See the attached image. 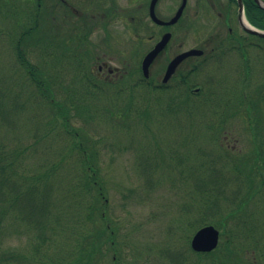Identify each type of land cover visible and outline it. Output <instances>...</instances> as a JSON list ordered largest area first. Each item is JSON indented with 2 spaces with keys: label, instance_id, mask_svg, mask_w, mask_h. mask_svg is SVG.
I'll list each match as a JSON object with an SVG mask.
<instances>
[{
  "label": "trees",
  "instance_id": "1",
  "mask_svg": "<svg viewBox=\"0 0 264 264\" xmlns=\"http://www.w3.org/2000/svg\"><path fill=\"white\" fill-rule=\"evenodd\" d=\"M20 1L1 0L7 6L0 7V17L7 8L5 16L12 19L13 28L18 30L16 37L0 31V38L6 36L14 42L13 65L17 68L12 73L0 71V264H102L103 258H111L108 264H122L124 245L119 237V223L113 221L108 211L100 154L92 136L88 135V143L84 141L74 126L73 114L88 113V130L92 123L100 124L103 120L119 127L123 125L120 120L126 123L147 119L152 105L148 100L155 94L156 102L165 96L164 119L171 120V129L187 124L189 134L185 140L194 143L182 146L186 141L181 139L183 148L175 154L181 158L195 153L202 161L194 173L201 172L205 182L197 184L199 180L187 179L188 194L197 197L199 203L193 228L213 225L222 231L224 240L222 246L210 253H194L195 262L187 257V252L191 254L187 250L163 248L161 255L169 264H264V207L259 203L264 197V166H253L249 164L251 158H247L256 153L253 161L261 160L262 149L255 144V138L261 134H255L251 150L243 154L227 150L225 137H219L225 131V119L239 112L246 117L251 131L256 128L254 121L258 126L264 123V115L260 120L248 114L256 101L253 109L258 113L257 104L260 106L264 89L255 95L244 84L250 74L248 53L254 46L259 49L264 39L245 32L239 34L233 27L222 38L209 34L206 41L210 45L201 58L190 64L181 82L156 87L151 80L140 77L137 67L136 80L129 81V85L123 84L126 78L118 76L102 79L95 70L98 57L93 45L88 46L90 32L94 34L101 25L106 32L111 22L110 7L107 11L105 7L98 8L101 15L97 17L104 14L102 20H90L87 6L82 13L76 9L72 15L73 11L58 8L54 0H49L44 10L22 5ZM201 1L206 6L204 14L207 9L222 7L217 16L223 24L237 6L235 0H226L224 6L218 4L220 0ZM242 3L249 24L264 30V10L253 0ZM127 15L125 10L123 19L131 18ZM57 20L60 23L55 24ZM129 23L133 27L131 20ZM107 38L108 35L104 39ZM103 41L107 44V40ZM233 55L241 62L238 72L244 74L238 77L239 86L219 85L220 80L213 77L205 85L195 82V77L205 70L210 76L212 67L221 70L213 64ZM54 66L74 69L69 74L74 87L63 88L61 83L66 84L68 74L60 80L61 72L55 73ZM133 87L144 90L139 110L133 109ZM253 94L256 100L250 102L248 98ZM121 99L126 103L122 104ZM255 111L252 110L253 115ZM20 120L28 122L22 135L16 127ZM260 129L263 130L257 128ZM52 141L58 143V149L50 151L45 146ZM173 150L168 148L171 161H166L165 167L177 163L172 158ZM142 164L147 168L157 165L148 161ZM252 205L256 212L250 208ZM11 238L23 239L22 248L11 247Z\"/></svg>",
  "mask_w": 264,
  "mask_h": 264
},
{
  "label": "rangeland",
  "instance_id": "2",
  "mask_svg": "<svg viewBox=\"0 0 264 264\" xmlns=\"http://www.w3.org/2000/svg\"><path fill=\"white\" fill-rule=\"evenodd\" d=\"M65 1L66 5L68 3L74 9L72 15H75L76 9H79L80 13H82L83 10L87 9L86 6L88 7L86 4L88 0ZM149 1L118 0V4L121 7L123 6L122 10H126V14L131 15V17H138V24L143 23L142 31L137 33L138 30L133 29L129 23L130 19L124 18L123 22L116 20L109 22L105 28L106 32L103 30L104 25H101L90 38L93 52L98 57L96 58V61H98L95 64V69L97 70L98 65L105 63L108 69H112L111 72L116 70L113 75L108 77H105L107 73L104 70L102 72L103 75L100 76L102 79L118 76V79L126 78L123 80V84H129V81L134 82L136 80L134 78L137 75L135 69L137 67L140 68L145 54L151 50L155 42L165 33L150 22L147 16ZM101 2V0H93L91 10L93 17L101 15L98 10V6L102 5ZM180 3L181 0H160L157 6L158 16L162 19H168L174 14ZM225 3L226 0L218 1L221 6H224ZM203 8H206V6H203L201 0H187V7L181 22L167 31L172 34L170 44L150 67V80L153 83L160 82L167 63L174 55L189 49H198L199 45L203 44L204 40L206 41L208 38L207 35L217 33V36L222 38V35H226L227 26L233 27L239 34L243 32L236 23L234 16L235 11H237L236 7L231 10L233 16L229 20L225 19L224 24L217 16V12L222 7H216L217 11L215 9H207V14H204ZM3 12V17H0V31L9 32L12 37H16L18 30L13 28L12 19L5 16L8 9L4 8ZM61 15L59 18L63 22L65 19ZM73 20L75 21V19ZM58 23H60L58 20L57 22L55 21V24ZM55 24L54 28H56ZM208 27L209 29H207ZM106 34L108 38L104 39L107 36ZM103 40H107V44ZM14 50V42L12 43L6 36L0 38L1 72L7 73L10 71L12 73L17 70L13 65ZM247 61L250 65V74L246 76L247 80L244 84L248 85V90H251L256 95L259 89H264V42L259 44V49L254 46L249 51ZM240 63L238 56L234 55L222 62L214 63L213 65L221 67V70L218 71V68L212 67L211 76L205 70L198 75L197 79L195 77V82L205 85L213 77L215 81L220 80L219 85L224 84V86L233 88L235 84L238 85L241 82V80H238L240 74L244 75L238 72ZM52 70L55 73L61 72L60 80L65 76V73L68 74V77L64 78L67 85L61 83V85H64L63 88L70 85L74 87L69 82L72 77L69 74H72L74 69L54 66ZM139 75L141 77V73ZM60 80L58 83H60ZM133 88H136L133 93V109L139 110L143 106V102L140 103L139 100L144 90L137 87ZM254 94L249 96L248 100L250 102L256 100ZM155 95L148 100V103L151 102L152 104L149 105L151 108L149 119L136 120L134 118L136 121L126 123H122L120 120L118 122L123 125H119V127L115 122L103 120L100 124L92 123L88 130V113L85 112L75 116L73 112L74 126L79 129L81 136L86 139L84 141L87 143L88 135L92 136V141L95 143L94 146L97 147L100 154V162L104 171L103 175L107 183L108 211L113 221L119 223V237L122 241L121 244L124 245L122 264H169V261L161 255L163 248L172 251L185 252L187 250L191 253L189 255L187 252V257L195 262V252L190 247V241L194 233L204 227L193 228L196 227L194 223L197 221L195 218L198 215L197 205L199 203L197 204V197L188 194L189 185L187 182L189 177L194 182L199 180L196 182L197 184L205 182L206 178H203L201 172L194 173V170L200 169L201 158L194 156L195 153H189L191 156L186 154V156L181 158L180 155L175 154L176 151H181L183 148L180 146L181 142L179 141L181 139L186 141L185 139L189 134L187 124L181 129H171V120L164 119V114L166 113L164 107L165 96L160 97L161 101L156 102L154 99ZM120 102L122 104L126 103L123 99ZM259 104L260 106L257 104L258 113L253 109L254 105L248 109V114L257 119L263 118L264 115V95H262ZM252 110L255 111L254 115ZM245 119L246 117H242L240 112L239 115L234 114L230 119L226 118L225 131L219 137L222 139L225 137L226 146H224L227 150L243 154L251 150L255 134L257 136V133H260V138L259 136L255 138V144L256 147H261L262 149L263 156H260L261 160L259 162L253 161L257 156L256 153L247 158H251L249 164L252 163L253 166L258 167V163L264 166V123L258 126L253 120V127L256 128L251 131ZM262 120L264 121V118ZM16 127L18 131L20 130V135H22L28 129L27 120H20ZM258 127L263 130L260 129L258 131ZM181 144L182 146L184 144L192 146L194 143L193 141H186ZM45 147L53 151L58 149V143L56 141L48 142ZM172 147L175 156L172 158L177 163L176 165L170 164L169 167H165L166 161H171V157L168 156V148L172 150ZM43 148L44 146L40 147V150ZM144 161H148L150 164L154 162L157 165L156 167L155 165L154 167L150 165L147 168L145 164H142ZM189 170L191 173H189ZM259 203H261V208H263L264 197L262 202L260 199ZM191 204L192 206H190ZM250 208L256 212L254 206H250ZM258 215H261V212ZM217 230L220 233V237L216 249L220 245L222 246L224 241L221 237L222 231ZM8 245H10V242ZM10 246L17 249L22 248L23 239L19 241L12 239ZM110 259L103 258L101 263L108 264Z\"/></svg>",
  "mask_w": 264,
  "mask_h": 264
},
{
  "label": "water",
  "instance_id": "3",
  "mask_svg": "<svg viewBox=\"0 0 264 264\" xmlns=\"http://www.w3.org/2000/svg\"><path fill=\"white\" fill-rule=\"evenodd\" d=\"M238 6V22L240 27L246 31L249 34L256 35L260 38H264V32L256 30L254 28H251L250 26H246L243 23L244 16H243V4L242 0H235ZM260 8L264 9V2L261 0H253ZM158 0H150L149 7H148V14L149 18L152 20L153 23L157 25H166L171 26L177 23V21L182 16L183 10L186 6V0H182L180 7L175 12L174 16L164 22L161 21L156 17L155 14V7ZM171 38L170 33H165L160 41L150 50L142 59L141 62V71L144 78L149 77V68L155 58L159 55V53L164 50L167 43L169 42ZM202 51L201 50H189L186 52L181 53L180 55L176 56L174 59H172L165 70V74L163 77V83L167 82L170 76L174 73L176 67L179 65V63L184 60L185 58L192 57V56H201ZM220 233L219 231L214 228L213 226H204L200 229H198L194 235L191 238L190 241V247L192 251L196 253H209L216 249L218 242H219Z\"/></svg>",
  "mask_w": 264,
  "mask_h": 264
},
{
  "label": "flooded vegetation",
  "instance_id": "4",
  "mask_svg": "<svg viewBox=\"0 0 264 264\" xmlns=\"http://www.w3.org/2000/svg\"><path fill=\"white\" fill-rule=\"evenodd\" d=\"M36 3H35V2ZM53 1V0H52ZM102 2H101V4L102 5H99L98 7L99 8H102V7H105L106 8V11L109 9V7H110V12H109V18H108V20L109 21H112V20H116V21H122L123 22V15H124V13H125V10H122V8H123V6L121 7L119 4H118V0H101ZM54 3H56V6L58 7V8H60V6H62L63 8H65V7H67L68 9H69V11H74V9L70 6V4H68L67 3V5H66V1L65 0H54L53 1ZM160 2V0H158V2H157V5H156V8H155V14H156V17L158 18V19H160L161 21H164V22H166V21H168V20H170L173 16H174V14H175V12H174V14L171 16V17H169L168 19H162V18H160L159 16H158V13H157V6H158V3ZM181 2H182V0H181ZM20 4L21 3H23L22 5H26V6H31V7H36V8H38V9H40V10H44V8L49 4V0H21L20 2H19ZM92 3H93V0H88V19H90V20H92V19H94V17H96L95 19H99V17H97L98 15H96V16H92V14H91V10H92ZM149 3H150V1H149ZM65 4V5H64ZM181 4V3H180ZM4 5H6L7 6V4H3L2 2H1V0H0V7L2 8ZM180 6V5H179ZM148 7H149V4H148ZM186 7H187V0H186V6H185V9H186ZM178 9V8H177ZM185 9H184V11H185ZM120 10H122V11H120ZM106 11L104 12V13H106ZM184 11H183V14H182V16H181V18L178 20V22L177 23H175L174 25H171V26H166V25H157V24H155V23H153L152 22V20H150V22L155 26V27H157V28H160L163 32H167L169 29H171L172 27H174L175 25H178L180 22H181V20H182V17H183V15H184ZM103 14V13H102ZM135 14V13H134ZM136 15V14H135ZM111 16V17H110ZM147 16H149V14H148V8H147ZM103 17H104V14L102 15V16H100V19L99 20H102L103 19ZM116 17H118L117 19H116ZM136 18H137V20H136ZM149 18V17H148ZM235 18H236V20H237V24L239 25V23H238V17H237V15H235ZM142 19V18H141ZM108 20H107V18H106V21L108 22ZM130 20L133 22V29H135V30H138L137 31V33L139 32V31H142L143 30V25L142 24H138V17H131L130 18ZM88 23H89V20H88ZM136 25V26H135ZM137 25H139V26H137ZM238 27V26H237ZM239 28H240V26H239ZM88 29L89 30H91V27L89 26V24H88ZM227 31H229V33L232 31V28H230V27H228L227 26ZM89 34V33H88ZM92 35H93V33L92 32H90V34H89V36H88V46L91 48L92 47V45H91V42H90V38L92 37ZM163 35V34H162ZM162 35H161V37H162ZM218 34H215V35H213L214 37H216L217 39H218V37L219 36H217ZM226 36V35H225ZM224 36V37H225ZM160 37V38H161ZM223 37V38H224ZM221 39V38H220ZM160 40V39H159ZM158 40V41H159ZM171 40H172V34H171V38H170V40H169V42H168V44L166 45V47H165V49L164 50H162L160 53H159V55H161L165 50H166V48L168 47V45L170 44V42H171ZM158 41H156L155 42V44L158 42ZM155 44L153 45V47L155 46ZM208 45H210L209 44V42L208 41H205L204 40V43L203 44H201V45H199V48L198 49H201L202 51H203V54H204V51H205V48H207V46ZM152 47V48H153ZM151 48V49H152ZM187 51V50H186ZM183 52H185V51H183ZM183 52H180V53H177L176 55H174V57L172 58V59H174L176 56H178V55H180L181 53H183ZM203 54L201 55V56H197V57H188V58H185L184 60H182L180 63H179V65L176 67V69H175V71H174V73L170 76V78L168 79V81L167 82H165V83H163L162 81H163V77H164V74H163V76H162V79L160 80V82H158V83H153V81H152V83H153V85L154 86H156V87H163V86H166V85H168V86H170V85H172V84H174V83H177L178 81H182V79L183 78H185L186 76H187V73H188V71H189V67H190V64L195 60V59H199V58H201L202 56H203ZM158 55V56H159ZM157 56V57H158ZM156 57V58H157ZM156 58H155V60H156ZM172 59H170L169 60V62L172 60ZM154 60V61H155ZM168 62V63H169ZM154 63V62H153ZM152 63V64H153ZM168 63H167V65H168ZM188 65V66H187ZM152 66V65H151ZM188 67V68H187ZM166 68H167V66H166ZM104 70H106V75L107 76H105V77H108L109 75H113V72H115L116 70H114V71H112L111 72V70L112 69H108V67H107V65L105 64V63H102L101 65H98L97 66V73H98V75L99 76H102L103 75V71ZM166 70V69H165ZM165 72V71H164ZM148 80H150V69H149V79Z\"/></svg>",
  "mask_w": 264,
  "mask_h": 264
},
{
  "label": "bare ground",
  "instance_id": "5",
  "mask_svg": "<svg viewBox=\"0 0 264 264\" xmlns=\"http://www.w3.org/2000/svg\"><path fill=\"white\" fill-rule=\"evenodd\" d=\"M243 23L247 26V23L243 20Z\"/></svg>",
  "mask_w": 264,
  "mask_h": 264
}]
</instances>
